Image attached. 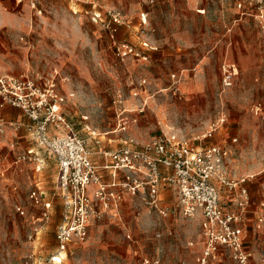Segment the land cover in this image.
Instances as JSON below:
<instances>
[{
  "label": "rangeland",
  "instance_id": "obj_1",
  "mask_svg": "<svg viewBox=\"0 0 264 264\" xmlns=\"http://www.w3.org/2000/svg\"><path fill=\"white\" fill-rule=\"evenodd\" d=\"M252 13L249 0H0V75L52 80L90 149L92 137L107 149L164 136L223 147L224 175L236 186L213 182L238 217L250 263L264 264V30ZM126 45L136 54L121 58ZM11 122L21 126L0 132V264L28 256L45 264L56 251V165L31 137L22 147L24 124ZM30 148L40 170L19 159ZM36 186L51 202L48 220L30 198ZM167 188L166 217L124 192L90 221L85 240L69 244L63 264H199L200 220L184 216ZM229 251L220 246L215 264H234Z\"/></svg>",
  "mask_w": 264,
  "mask_h": 264
},
{
  "label": "built area",
  "instance_id": "obj_2",
  "mask_svg": "<svg viewBox=\"0 0 264 264\" xmlns=\"http://www.w3.org/2000/svg\"><path fill=\"white\" fill-rule=\"evenodd\" d=\"M249 3L254 20L264 30V0H249ZM109 13L113 22L121 23L119 12ZM130 54H136L132 47L117 48L121 58ZM224 73L223 81L229 85L233 73L230 70ZM63 102L52 80L40 83L24 75H0V107L21 109L29 120L26 127L32 139L54 157L57 165L54 195L58 197L60 210L54 234L56 251L45 264H63L69 244L85 240L90 221L100 218L111 204L120 202L124 192L140 196L149 212L166 217L168 207L161 204V187L175 190L184 216L200 220L205 246L199 264H215V252L220 246L230 250L234 264H251L249 254L242 247L241 230L234 223L238 217L224 210L219 189L213 182L219 181L230 189L236 186L226 181L227 151L223 147L198 148L175 136H164L141 145L129 141L117 149H105L99 139L92 137L96 146L93 151L87 139L75 132L62 110ZM6 126L17 131L21 124L0 119V132ZM93 154L102 159V165L94 161ZM31 158L38 162L36 168H39L40 162L32 149L19 157L20 160ZM100 167L109 172V179L99 173ZM241 196H246L245 190ZM30 198L44 208L40 219L48 220L51 202L43 201L38 188L30 192ZM24 264H37V261L34 256H28Z\"/></svg>",
  "mask_w": 264,
  "mask_h": 264
},
{
  "label": "crops",
  "instance_id": "obj_3",
  "mask_svg": "<svg viewBox=\"0 0 264 264\" xmlns=\"http://www.w3.org/2000/svg\"><path fill=\"white\" fill-rule=\"evenodd\" d=\"M0 116L2 117V119H4L5 121H7V122H9V121H22V123L24 124L23 125V127H22V129H20V133H19V135H22V147H24V146H26V142L28 141V136L29 137H31V135L29 134V132L27 131V129H26V126H25V123H27L28 122V120H27V118L21 113V111L19 110V109H17V108H13V107H9V106H4L3 108H0ZM9 132L10 133H14V131L13 130H9ZM11 134H9V136H7V138L9 137V140H12L11 139V136H10ZM25 138V139H24ZM32 138V137H31ZM94 146V145H93ZM95 148L94 149H92L93 151H95L96 150V146H94ZM27 148H29V147H27ZM102 148H105V149H107L106 147H104L103 145H102ZM31 149V148H30ZM32 151L34 152V154H35V156L37 157V159L39 160V162H40V164H39V168H36V170H40L41 169V167L43 166L42 165V162H41V159L37 156L38 154H37V152L36 151H34L33 150V148H32ZM45 151V150H44ZM46 152V151H45ZM51 158H53V160H54V162H55V159H54V157L52 156V155H50L48 152H46ZM95 158H98V159H100L98 156H97V154H93V159H94V161L96 162V160H95ZM30 160H32V158L30 159ZM101 160V162L100 163H98V162H96L99 166L100 165H102V163H103V161H102V159H100ZM33 161H35V160H33ZM37 162V161H36ZM35 162H33L32 164H34ZM55 165H56V162H55ZM55 174H54V178H53V180H54V185L56 186V182H57V165H56V167H55ZM99 173L100 174H102L103 176H104V179H109V172L107 171V170H103V169H101V167H100V169H99ZM36 185H38V183L36 184ZM54 186V187H55ZM37 187V186H36ZM38 188V187H37ZM40 190V189H39ZM41 191V190H40ZM167 191L169 192V189L167 188V187H162L161 188V190H160V199L162 200V198H161V194L162 193H167ZM42 192V191H41ZM55 193V192H54ZM54 193H53V195H54ZM42 196H43V192H42ZM43 198V197H42ZM161 204H162V202H161ZM59 220V219H58ZM54 234H55V232H54ZM55 237V236H54Z\"/></svg>",
  "mask_w": 264,
  "mask_h": 264
}]
</instances>
